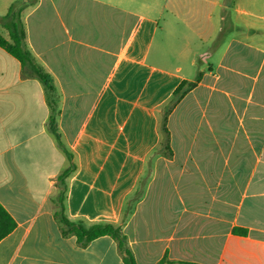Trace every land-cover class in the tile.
Listing matches in <instances>:
<instances>
[{"label": "crops", "instance_id": "0c3cea01", "mask_svg": "<svg viewBox=\"0 0 264 264\" xmlns=\"http://www.w3.org/2000/svg\"><path fill=\"white\" fill-rule=\"evenodd\" d=\"M12 5L53 89L0 47V264H125L62 234L70 166L66 217L120 226L136 264H264V0Z\"/></svg>", "mask_w": 264, "mask_h": 264}, {"label": "trees", "instance_id": "16d2710c", "mask_svg": "<svg viewBox=\"0 0 264 264\" xmlns=\"http://www.w3.org/2000/svg\"><path fill=\"white\" fill-rule=\"evenodd\" d=\"M22 7V5H12L8 13L0 17V23L8 31L9 35L7 39L0 34V47L20 61L21 64L28 66L31 72L51 91L53 89L51 76L35 62V59L26 47V32L20 19ZM194 86V83L182 82L174 91L171 102L165 107L162 129L166 135L168 134L166 121L169 111ZM50 126L55 137L59 139L58 127L54 118H51ZM72 170L73 166H70L59 178L60 182H62V189L58 197V210L55 212V216L60 224L62 234L64 236H75L78 244L82 247L87 246L98 237L105 235L111 236L117 242L118 249L122 254L125 264H136L135 258L127 245L126 237L122 233L120 226H116L112 223H94L87 225L81 221H71L66 217L64 213L65 187L63 185L65 184L64 179L68 177ZM15 227V220L0 204V241L11 233ZM164 263L165 258L158 264Z\"/></svg>", "mask_w": 264, "mask_h": 264}, {"label": "rangeland", "instance_id": "374dc122", "mask_svg": "<svg viewBox=\"0 0 264 264\" xmlns=\"http://www.w3.org/2000/svg\"><path fill=\"white\" fill-rule=\"evenodd\" d=\"M141 1H143V0H141ZM3 32L0 31V34H2L5 37V34ZM157 39L159 40V35H158ZM156 42H154V44H153L154 57H155V51H156V48H155ZM151 58L155 60V58H153V57H150V60H151ZM158 59L161 60L162 66H165V61H166L165 58L164 57H161V58H158ZM147 87H148V90L151 89V87H153V81L149 85H147Z\"/></svg>", "mask_w": 264, "mask_h": 264}]
</instances>
